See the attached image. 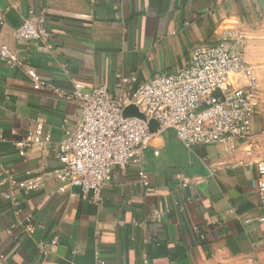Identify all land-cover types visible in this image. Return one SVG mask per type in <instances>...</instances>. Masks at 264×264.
<instances>
[{"label":"crops","instance_id":"obj_1","mask_svg":"<svg viewBox=\"0 0 264 264\" xmlns=\"http://www.w3.org/2000/svg\"><path fill=\"white\" fill-rule=\"evenodd\" d=\"M0 14V37L45 79L115 90L117 73L140 82L175 72L193 45L216 42L230 26L249 29L264 0H0ZM31 15L44 16L48 41L15 36ZM262 99L260 91L253 136L264 142ZM80 118L76 102L35 90L25 67L0 66V171L45 174L42 188L17 192L18 204L0 198V264H264V209L247 166L259 151L247 156L243 141L235 150L187 147L165 130L140 163L114 169L97 203L58 192L47 175L60 166L63 125L74 128ZM39 122L49 140L21 154L18 143ZM29 215L40 225L34 236L22 231ZM54 237L42 254L38 241Z\"/></svg>","mask_w":264,"mask_h":264},{"label":"built area","instance_id":"obj_2","mask_svg":"<svg viewBox=\"0 0 264 264\" xmlns=\"http://www.w3.org/2000/svg\"><path fill=\"white\" fill-rule=\"evenodd\" d=\"M4 22L0 14V24ZM15 36L27 42L48 41L50 33L44 16L25 18ZM3 64L25 67L35 90L52 92L76 102L81 108L76 127L63 125L66 137L59 146L60 166L47 174L57 182L58 192L102 203L103 189L112 179L114 169L140 163L153 139L171 129L187 147L222 144L235 150L238 142L243 141L247 156L252 157L259 151L257 159L247 166L256 173L251 186L264 209V142L253 136L260 79L247 60V36L243 28L227 27L216 42L193 45L188 62L175 72L140 82L135 75L117 73L115 90L105 84L87 88L81 81L68 89L59 87L45 79L36 68L26 66L20 53L0 37V66ZM130 105H136L146 118L124 116L125 108ZM151 119L159 123L155 132L149 127ZM44 140H49V136L39 122L18 143L21 154ZM44 175L19 178L10 171L1 170L5 189L0 190V198L18 204L17 192L42 188ZM139 177L143 184L149 183L144 170L139 171ZM258 220L264 221V216ZM251 221L252 218L245 219L246 223ZM39 227L29 215L22 231L26 236H34ZM58 241V237L39 240L38 247L42 254L48 255ZM98 264H105V261L99 260ZM143 264L149 262L145 260Z\"/></svg>","mask_w":264,"mask_h":264},{"label":"rangeland","instance_id":"obj_3","mask_svg":"<svg viewBox=\"0 0 264 264\" xmlns=\"http://www.w3.org/2000/svg\"><path fill=\"white\" fill-rule=\"evenodd\" d=\"M245 32L247 36V57L259 76L260 91L262 100H264V15L252 22Z\"/></svg>","mask_w":264,"mask_h":264},{"label":"water","instance_id":"obj_4","mask_svg":"<svg viewBox=\"0 0 264 264\" xmlns=\"http://www.w3.org/2000/svg\"><path fill=\"white\" fill-rule=\"evenodd\" d=\"M124 116L126 117L134 116V117H139L141 119L146 118L145 114L142 113L136 105H130L126 107L124 110ZM158 126L159 123L157 120L151 119L149 121V127L152 132H155L158 129Z\"/></svg>","mask_w":264,"mask_h":264}]
</instances>
